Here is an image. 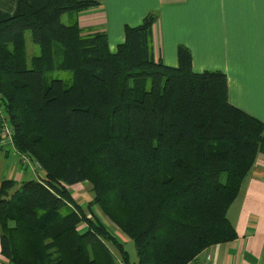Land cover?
I'll list each match as a JSON object with an SVG mask.
<instances>
[{"label": "trees", "instance_id": "1", "mask_svg": "<svg viewBox=\"0 0 264 264\" xmlns=\"http://www.w3.org/2000/svg\"><path fill=\"white\" fill-rule=\"evenodd\" d=\"M99 4L16 0L0 10V107L16 153L45 173L0 180L9 264H189L237 238L227 212L264 153V123L229 102L223 71H194L186 45L175 66L155 59L156 11L125 25L115 51L105 31L61 20ZM26 30L39 47L29 67ZM56 69L71 71L69 86L46 79ZM81 182L92 193L85 207L71 189ZM94 205L133 241L136 261Z\"/></svg>", "mask_w": 264, "mask_h": 264}, {"label": "crops", "instance_id": "2", "mask_svg": "<svg viewBox=\"0 0 264 264\" xmlns=\"http://www.w3.org/2000/svg\"><path fill=\"white\" fill-rule=\"evenodd\" d=\"M98 1L89 10L64 13L62 22L70 24L76 19L83 33L105 31L109 49L115 51L124 40L125 25L136 26L148 12L156 11L159 17L152 30L155 59L175 66L177 46L186 45L192 69L223 71L229 102L264 123V0ZM15 6L16 0H0L2 11L12 13ZM9 154L5 149L4 156ZM11 169L13 175L7 178H33L18 166ZM227 216L237 238L204 249L190 263L264 264V153L256 156ZM0 264H9L1 251Z\"/></svg>", "mask_w": 264, "mask_h": 264}, {"label": "rangeland", "instance_id": "3", "mask_svg": "<svg viewBox=\"0 0 264 264\" xmlns=\"http://www.w3.org/2000/svg\"><path fill=\"white\" fill-rule=\"evenodd\" d=\"M61 19L63 21L66 19L65 15L61 16ZM66 24V23H65ZM24 39H25V48H26V65L30 66V58L33 55H36L39 53V47L37 44L32 42L31 40V32L30 30H26L24 32ZM46 79L49 81L52 78H59L62 79L64 84L66 86H69L72 82V73L70 70H53L50 72H47L45 74ZM5 116V113H4ZM3 121L8 122V118L2 117ZM0 131H1V125H0ZM13 139V136H12ZM12 139L10 142H7L6 144L0 143V178H7V175L9 176L13 175L14 170L10 169V167L18 166L22 171H25L28 175L33 176L34 179L44 182L43 177L45 175L44 170L41 166V163L37 160H33L27 156H19L16 153L15 148L12 146ZM3 146V147H1ZM9 149L10 154L8 156H4V150ZM26 158L29 160V162L24 163L23 159ZM12 174V175H11ZM34 175H38L41 177V179L36 178ZM11 178V177H10ZM74 198L77 200L78 203L82 204L84 207L85 205L92 199V193L90 192L89 184L86 182H81L75 184L72 188ZM94 214H97L100 219L103 221L104 225L113 232L123 243L126 248V250L130 254V259L132 261L137 260L136 256V249L133 241L128 238L124 233H122L102 212L97 206L91 207Z\"/></svg>", "mask_w": 264, "mask_h": 264}, {"label": "built area", "instance_id": "4", "mask_svg": "<svg viewBox=\"0 0 264 264\" xmlns=\"http://www.w3.org/2000/svg\"><path fill=\"white\" fill-rule=\"evenodd\" d=\"M0 115L3 116L4 113L2 112L1 108H0ZM13 136V127L10 123H8L7 121H3L2 125H1V131H0V143L2 142L3 144H6L7 142H10ZM23 162L26 163L27 159L24 158ZM36 178L41 179V177H39L38 175H34ZM207 261L210 260V256L207 255ZM191 264V263H189ZM204 264H207L206 262Z\"/></svg>", "mask_w": 264, "mask_h": 264}, {"label": "bare ground", "instance_id": "5", "mask_svg": "<svg viewBox=\"0 0 264 264\" xmlns=\"http://www.w3.org/2000/svg\"><path fill=\"white\" fill-rule=\"evenodd\" d=\"M1 108V107H0ZM2 110V109H1ZM2 112H3V110H2ZM4 113V112H3ZM2 117H4V115L2 116ZM27 162H29V160H27Z\"/></svg>", "mask_w": 264, "mask_h": 264}]
</instances>
